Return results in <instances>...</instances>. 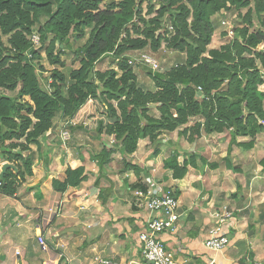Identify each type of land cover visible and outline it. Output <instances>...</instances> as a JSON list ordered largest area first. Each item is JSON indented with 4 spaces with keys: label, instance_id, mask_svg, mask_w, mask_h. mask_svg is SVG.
I'll return each instance as SVG.
<instances>
[{
    "label": "trees",
    "instance_id": "1",
    "mask_svg": "<svg viewBox=\"0 0 264 264\" xmlns=\"http://www.w3.org/2000/svg\"><path fill=\"white\" fill-rule=\"evenodd\" d=\"M145 1L0 0V161L17 170L1 177L3 195H14L32 175V156L24 153L31 145L40 149V140L54 132L57 116L75 123L68 126L70 133L76 128L99 139L113 138L114 145L92 157L99 170L119 152L120 173L139 175L145 168L129 158L138 142L147 139L154 147L146 160L158 155L161 136L175 131L189 143L228 132L224 160L227 168L237 169L230 161L232 146L249 150L264 130V93L259 91L264 83V0H148L143 14ZM243 9L244 26L234 29L235 39L208 49L213 16ZM253 18L259 27L249 32ZM85 29H90L86 42L73 50L72 41L82 40ZM33 33L39 36L37 48L30 41ZM145 49L160 57L166 51L185 57L166 72H153L138 60L141 53L152 56ZM41 52L54 67L43 77L44 85L39 78L45 72ZM70 53L79 66L66 74L60 70L65 68L62 57ZM105 58L112 59L115 68L95 71V64ZM135 65L152 79V90L138 87ZM151 107L158 117L150 115ZM238 137L250 140L238 143ZM172 149L163 169L173 180H182L189 167H196L197 155L192 152L180 162L179 145ZM200 161L217 166L202 157ZM83 172L68 168L62 180H52V189L64 193L79 187ZM141 187L139 182L135 189Z\"/></svg>",
    "mask_w": 264,
    "mask_h": 264
},
{
    "label": "crops",
    "instance_id": "2",
    "mask_svg": "<svg viewBox=\"0 0 264 264\" xmlns=\"http://www.w3.org/2000/svg\"><path fill=\"white\" fill-rule=\"evenodd\" d=\"M180 58L177 55V60ZM135 74L137 83L140 81L138 85L144 84L146 77L142 75L139 78L140 72ZM149 80L151 78L147 76L148 83ZM65 122L57 116L54 132L40 140V146L41 142L45 144L41 155L37 152L32 156L33 153L29 152L33 159L32 175L25 179L14 195L0 197V264H94L95 256L120 264H142L139 235L148 214L134 207L133 190L143 178L154 177L159 172L155 174L151 161L143 160L147 153L140 161H134L145 168L139 175L131 170L125 173H120L119 169L107 170L106 167L99 170L92 157L101 151H98L99 144L107 146V142L102 143L89 131L74 128L71 130L72 142L63 146L58 134ZM200 138L205 139V136ZM237 142L240 143L239 140ZM162 143L166 148L178 145L165 139ZM31 149L38 150L36 146ZM180 150L181 156L187 153L185 148L180 147ZM242 153L243 158L247 153ZM230 161L232 164V159ZM108 164L116 165V160ZM68 168H83L85 180L79 187H69L64 193H57L52 189V180H62ZM197 168L196 161V167H189L182 180H173L171 173L165 170V174L162 173L161 183L178 191V200L183 197L179 201L178 231L160 236L167 252L181 264H211L212 260L214 264H264V169L260 172V166L253 168L254 182L244 188L238 186L243 194L238 198L233 194L232 205L225 201L226 196L216 194V199L209 191L204 196L203 192L197 194L196 200L187 207L189 203L184 199L188 198V190L197 184L191 181L194 179L192 176H197L194 175ZM236 168L232 171L217 165L210 169L220 171V178L216 181L220 185L222 176H226L228 171L243 176L242 171ZM110 174L116 177L110 180ZM187 181L193 184L188 186ZM222 205H229L234 221L228 230V248L222 254H214L205 248L204 242L213 225L210 212ZM39 236L45 240L47 249H41L37 241Z\"/></svg>",
    "mask_w": 264,
    "mask_h": 264
},
{
    "label": "rangeland",
    "instance_id": "3",
    "mask_svg": "<svg viewBox=\"0 0 264 264\" xmlns=\"http://www.w3.org/2000/svg\"><path fill=\"white\" fill-rule=\"evenodd\" d=\"M148 3H149L148 0H146L142 5L143 14H145L147 12L146 6ZM245 13H246V9L240 10L238 12L237 11L221 12V13L214 15L212 18V22L214 24L215 30H214V33L212 36V42L209 45L208 49H219L222 45L227 44V43L231 42L232 40H234L235 37L237 36V34L234 32V29L244 26V24L242 23V20H241V16H243ZM145 16L147 19L151 17V16H147V15H145ZM222 22H225L227 25L226 26L222 25ZM258 27H259V25H258L257 20L255 18H253V26L249 28V32L256 30ZM228 28H230V31L232 32L231 35L227 32ZM89 31H90V29H85L86 36L82 40L72 41L73 42V50L83 46V44L86 42V40L88 38ZM3 40L5 41V38ZM163 48H164V45L162 44L161 49L164 51L165 49H163ZM144 51L151 54L158 61L159 66H160L159 72H166L168 69H170L176 63L177 55L181 56V58H183V59L185 57V54H180L177 52L166 51L167 54H162L160 57L157 55V53H155L152 50L145 49ZM41 58L42 59L40 60V63L42 64L45 72H43L42 75L39 76V78H40L41 84L44 85V78L43 77L49 76L51 70H53L54 67H52L48 64L43 52H41ZM62 58L65 59V68L60 69V70H62V72L68 74L71 70L78 68L79 65H78V61L75 57V54L70 53V56L67 59L65 57H62ZM112 62H113L112 60H108L107 58H105V59L97 62L94 66V69H95V71H99V72H104L106 70L113 69V68H115V65H113ZM133 70H135V73L140 72L141 75L139 78H141L142 75L146 77V81L143 82L144 84H140L141 86L139 85L138 86L139 88H141L143 90H147L148 88H152L153 81L151 79V80H149V83L147 82V76L148 75H147L145 70L143 71L140 67H137V66L134 67ZM259 91L264 93V83L261 86H259ZM7 94L10 96H15L16 93H7ZM149 113L151 116H154V117L159 116L158 112L156 111V109L154 107H151ZM194 122L195 121L191 120L189 122V124H193ZM55 125H57V123ZM182 128H184V127H182ZM70 135H71V139L69 140L68 143L72 142V134L70 133ZM203 136H205V139L202 138V140H199V139H201V138H199L196 141H194L193 143H189V142H187V140L185 138L178 136L176 131H175L173 133H166V134H164V136L162 135L160 139L161 140L165 139V140H168L171 142H175L172 144H178L179 147L185 148L187 153L182 154V156L179 157L180 162L184 158L186 159L189 156V154L192 153L193 151L197 153L198 158H196V161H197L198 168L195 170L196 173L194 174L197 176L196 177L192 176L194 179H191V181L194 180L197 182V184H196L197 186L195 185L191 191L188 190V194L186 195L188 198L184 199V200H186L185 202L189 203L187 205V207H190L191 206L190 204L192 202H194V200H196L197 194H202V192H203L204 193L203 196H204L209 191H210V195L214 196L216 199H218L217 195H219L220 193L222 195H224V198L226 196L227 199H225V201L229 202L232 205L233 201L231 200L232 199L231 196H233V194H236V197L238 198V197H240L241 194H243V192L241 190H238V186L244 188L247 185H250L254 182V181L252 182V177L254 175L253 168L256 169L258 166H260V172L264 169V167L262 166V163H261V160L264 158V130L259 132L255 136V138L253 139L252 148H254V149L253 150L249 149L250 152H249V150H243L241 148L239 149L238 146H232V151H233L232 155L233 156L232 157L230 156V160L232 159V164H234L236 167H238L239 170L242 171L243 176L240 177L239 175L232 174L231 172L228 171L226 176H222V181H221L222 183H220V185H217V183H216V181L219 180V178H220V176L218 175V172H220V171L214 170L215 171L214 172L210 169V167L204 166L200 162V158L201 157L205 158L206 162L208 164L219 165L222 169L226 168V162L224 159L227 155V148H228L229 141H230L229 133L225 132L221 135L213 134V135H203ZM49 137H50V135H49ZM87 138L90 139V136L88 135ZM101 138H103V139H99V138L98 139L102 143L107 142V144H106L107 147L110 148L111 145H114L113 143L115 141L113 140L112 137L111 138L101 137ZM237 140H239V142H249L250 138L249 137H238ZM112 141H114V142H112ZM53 143H55V142H53ZM43 144L44 143L41 142L40 149H38L36 151L34 149H31V147H35V145L30 146V150H31L30 152L33 153L32 156L36 155L37 152L39 155H41V150H42ZM163 144L164 143H161L158 146L159 153L157 156L152 155V156L148 157V161H151L150 166L152 168L154 167L153 168L154 173L157 171L159 172L158 174L155 173L156 175L153 177L156 181L162 180L161 177L163 176V174H165V172H164L163 168H162L163 170L161 169V163H163V161L165 159H167L172 152V148H166L165 145H163ZM43 146H45V144ZM101 147L103 148L104 145L99 144V150L98 149L97 150L100 151L102 149ZM116 147L119 148V144H117ZM152 148H154V147H153V145H151L149 143L148 140L139 141L138 145H137V150L134 153L136 155L133 154L129 158L140 161V159L148 151L152 150ZM238 152H239V154H238ZM242 152L247 153L246 156L243 158L241 157V154H243ZM24 154H25V156H28L29 154L31 155V153H27V152ZM248 154H250V155L248 156ZM113 155L111 156V161H113V159H114V161L116 160V165L107 164V165H105V167L107 168V170H112V171H116L117 169L121 170V159H119V158H122V155L119 152H116ZM116 156L118 157L117 159H116ZM247 157H249V158H247ZM244 160H245V162H244ZM116 166H117V168H116ZM246 170H248V171L246 172ZM113 177H116V176H113L111 174H110V176H108V178H110V180H112ZM187 182H188V186H191V184H193V183H190L189 181H187ZM246 182H248V183H246ZM257 182L259 183L261 181L258 180ZM178 186H180V185H178ZM218 186H220V188ZM235 187H236V189H235ZM182 199H183V197H180L178 202L182 201ZM179 204H180V202L178 203V205ZM227 206L230 210H232L229 207V205H227ZM179 207H180V205H179ZM178 213H179V208H178ZM165 250H166V248H165ZM176 260H178V259H176ZM178 262H180V261L178 260Z\"/></svg>",
    "mask_w": 264,
    "mask_h": 264
},
{
    "label": "built area",
    "instance_id": "4",
    "mask_svg": "<svg viewBox=\"0 0 264 264\" xmlns=\"http://www.w3.org/2000/svg\"><path fill=\"white\" fill-rule=\"evenodd\" d=\"M222 25L226 26L227 24L222 22ZM227 32L230 35L232 34L230 28L227 29ZM30 41L34 48L40 46L39 36L36 33L30 36ZM138 60L153 72L159 71V63L154 57L141 53ZM69 125L74 126L75 123L66 121L58 134L59 141L63 146L71 139L70 132L67 129ZM5 163L7 162L0 161V197L3 195L1 193L3 186L1 168ZM141 185L143 187L133 191V196L134 206L148 214L145 227L139 235L142 264H181L165 250L160 239V236L164 233L178 231L180 214L178 213V198L174 196L175 190L165 186L160 181H156L151 176L143 178ZM209 216L213 219V225L207 232L204 246L214 254H222L230 243L228 230L232 221H234V213L227 205H222L210 212ZM37 241L41 249H47L45 240L41 236L37 238ZM93 262L94 264H120L115 260L99 256H95ZM214 263L215 261L212 260L211 264Z\"/></svg>",
    "mask_w": 264,
    "mask_h": 264
},
{
    "label": "water",
    "instance_id": "5",
    "mask_svg": "<svg viewBox=\"0 0 264 264\" xmlns=\"http://www.w3.org/2000/svg\"><path fill=\"white\" fill-rule=\"evenodd\" d=\"M7 170H16V169L13 165H11L9 163H5V164H3L2 168H1V176H3Z\"/></svg>",
    "mask_w": 264,
    "mask_h": 264
}]
</instances>
